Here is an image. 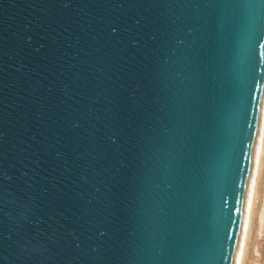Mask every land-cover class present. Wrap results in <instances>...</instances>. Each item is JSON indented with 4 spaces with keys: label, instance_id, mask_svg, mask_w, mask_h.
<instances>
[{
    "label": "water",
    "instance_id": "water-1",
    "mask_svg": "<svg viewBox=\"0 0 264 264\" xmlns=\"http://www.w3.org/2000/svg\"><path fill=\"white\" fill-rule=\"evenodd\" d=\"M197 15L182 0H0V264H148L133 210L156 157L141 138L164 132L170 94L151 73L192 39L170 26ZM117 111L140 117L112 144ZM239 196H225L235 225L211 203L199 216L233 245L213 264H246L252 207L236 213Z\"/></svg>",
    "mask_w": 264,
    "mask_h": 264
},
{
    "label": "snow or ice",
    "instance_id": "snow-or-ice-1",
    "mask_svg": "<svg viewBox=\"0 0 264 264\" xmlns=\"http://www.w3.org/2000/svg\"><path fill=\"white\" fill-rule=\"evenodd\" d=\"M182 6L198 15L170 26V39H192L171 48L172 56L151 73L170 91L156 122L164 132L153 128L155 135L141 138V154L147 147L156 157L140 170L133 210L137 247L148 264L231 261L233 245L225 251L209 240L198 223L201 212L211 203L235 225L226 195L240 193L235 211L241 215L246 202L251 211L258 187L264 198V0H182ZM139 117L115 112L105 135L118 143ZM150 185L162 194L146 203ZM120 211L117 205L112 214Z\"/></svg>",
    "mask_w": 264,
    "mask_h": 264
},
{
    "label": "rangeland",
    "instance_id": "rangeland-1",
    "mask_svg": "<svg viewBox=\"0 0 264 264\" xmlns=\"http://www.w3.org/2000/svg\"><path fill=\"white\" fill-rule=\"evenodd\" d=\"M252 203L246 264H264V198L259 187Z\"/></svg>",
    "mask_w": 264,
    "mask_h": 264
},
{
    "label": "bare ground",
    "instance_id": "bare-ground-1",
    "mask_svg": "<svg viewBox=\"0 0 264 264\" xmlns=\"http://www.w3.org/2000/svg\"><path fill=\"white\" fill-rule=\"evenodd\" d=\"M263 104H264V101H263ZM252 205H253V203H252Z\"/></svg>",
    "mask_w": 264,
    "mask_h": 264
}]
</instances>
